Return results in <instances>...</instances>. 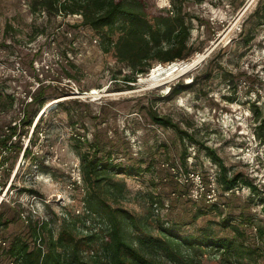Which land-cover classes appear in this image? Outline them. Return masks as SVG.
<instances>
[{
  "label": "rangeland",
  "instance_id": "374dc122",
  "mask_svg": "<svg viewBox=\"0 0 264 264\" xmlns=\"http://www.w3.org/2000/svg\"><path fill=\"white\" fill-rule=\"evenodd\" d=\"M147 1L155 10L183 3L196 51L184 62L200 59L190 72L155 86L153 69L169 64L156 63L136 83L127 82L129 68L114 51H104L105 40L83 26L80 15L34 11V0H0V142L25 109L36 113L32 127L18 126L13 149L1 148L0 216L9 223L0 225V240L6 249L16 237L34 247L30 223L48 222L56 237L64 229L77 236L102 231L104 225L86 211L80 171L81 155L94 147L99 156L144 169L116 178L127 188L117 206L148 216L154 235L158 224L169 223L182 235L209 227L218 237H231L220 222L225 217L241 225L242 212L264 225V128L256 120L258 113L264 116V0ZM40 85L46 88L43 106L32 101ZM151 111L169 117L193 140L155 124ZM27 147L29 157L23 156ZM219 163L243 173L260 196L244 183L224 191ZM179 173L200 175L206 188L216 180L217 202L196 199ZM203 210L207 214L195 220ZM22 214L30 215L29 223ZM241 227L253 241L254 226ZM0 264H10L1 249ZM203 264L220 263L206 254Z\"/></svg>",
  "mask_w": 264,
  "mask_h": 264
},
{
  "label": "trees",
  "instance_id": "16d2710c",
  "mask_svg": "<svg viewBox=\"0 0 264 264\" xmlns=\"http://www.w3.org/2000/svg\"><path fill=\"white\" fill-rule=\"evenodd\" d=\"M33 7L34 11L43 9L51 15H80L83 26L103 37L104 51H114L118 63L129 68L130 75L124 76L127 82L136 83L139 76L148 74L156 63L184 62L196 52L190 44L192 27L182 2H173L169 10H155L147 0H34ZM67 76L72 78L70 74ZM39 87L32 101L43 106L46 88L43 85ZM184 88L173 89L172 95L181 94ZM150 116L155 124L172 127L183 137L193 140L169 117L156 111H151ZM34 117L36 113L30 114L25 109L23 120L11 127L0 142V156L1 148L13 149V138L21 136L18 126L32 127ZM258 119L261 130L264 128V116L258 113ZM42 120L43 115L35 123L33 133L39 129ZM99 152L100 149L94 147L92 153L81 155L80 171L87 189L86 211L104 225L102 231H88L77 236L64 229L56 237L48 222L30 223L34 247L16 237L5 251L8 261L12 260L14 264H203L205 255L210 254L220 264H264V225L254 224V218L243 212L238 217L241 225H234L231 218L225 217L220 222L223 229L231 230V237H218L209 227L182 235L176 231L177 226H169V223L158 224L154 235L149 229L148 216L135 215L117 206L127 188L123 179L116 178L137 176L144 169L116 163L111 157L99 156ZM31 154L29 147L24 149L23 156ZM210 154L216 158L214 151ZM0 164L3 165L2 162ZM219 166L217 181L224 191H232L244 183L255 197L260 196L258 186L245 179L243 173H230L222 163ZM212 207L219 210L218 205ZM206 214L205 210L199 211L194 219ZM8 223L7 220L2 223L0 216L2 227ZM244 225L254 226L253 241L242 229ZM38 240L42 247L37 246Z\"/></svg>",
  "mask_w": 264,
  "mask_h": 264
},
{
  "label": "built area",
  "instance_id": "2783aa9c",
  "mask_svg": "<svg viewBox=\"0 0 264 264\" xmlns=\"http://www.w3.org/2000/svg\"><path fill=\"white\" fill-rule=\"evenodd\" d=\"M179 180L183 184H189L191 185V193L196 199L202 198L203 195L208 198L209 202L215 203L218 200V194L219 189L217 188L218 184L216 183V180L212 181L211 184L206 188L205 183L203 182L202 178L198 174L194 173H179L178 174ZM193 184V185H192ZM1 203V202H0ZM159 212V209L156 208V213ZM22 219L26 221L27 223L30 222V215H21ZM37 246H40V240L36 242ZM7 243L5 241L0 240V249H1V255L5 256V251L7 250ZM10 264H14L12 260H9Z\"/></svg>",
  "mask_w": 264,
  "mask_h": 264
},
{
  "label": "bare ground",
  "instance_id": "6f19581e",
  "mask_svg": "<svg viewBox=\"0 0 264 264\" xmlns=\"http://www.w3.org/2000/svg\"><path fill=\"white\" fill-rule=\"evenodd\" d=\"M200 59L197 58L191 62H181V63H171L168 67H155L150 74L149 78L151 79V85H159L163 83V81H167L168 79L173 78L178 74H184L190 72L194 67L199 64Z\"/></svg>",
  "mask_w": 264,
  "mask_h": 264
}]
</instances>
